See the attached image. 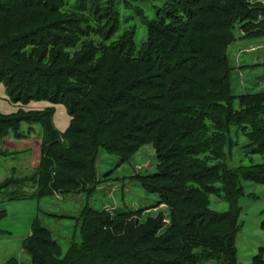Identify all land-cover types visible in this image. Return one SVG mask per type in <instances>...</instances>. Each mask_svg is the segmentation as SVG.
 <instances>
[{
    "label": "trees",
    "instance_id": "trees-1",
    "mask_svg": "<svg viewBox=\"0 0 264 264\" xmlns=\"http://www.w3.org/2000/svg\"><path fill=\"white\" fill-rule=\"evenodd\" d=\"M118 2L0 0V82L6 83L15 102L36 100L67 106L73 124L60 133L65 134L64 140L71 149L82 151L90 146L89 141L75 143L70 137L74 122L82 120L84 123V119L92 122L93 135L98 136L91 141L94 148L89 149L90 163L94 167L88 180H77L81 186L97 183L98 149L125 163L155 138L158 155L161 159L174 161V169L160 170L153 176L144 177L141 189L147 196H158V203L171 209L173 222L168 233L161 234L165 227L163 217L151 219L144 226H135L125 224L124 219L128 217L124 215L129 212H121L117 222L114 216L101 210L95 212L89 206L83 217L85 225L89 223L86 232L82 231L83 242L74 243L65 257L62 258L61 246L51 231L39 220L33 222L32 234L23 241L24 251L31 257L32 264H210L215 259V252H222L231 258V264H235V239L240 219L238 199L241 196L235 181L264 183V164L249 168L241 176L239 173L232 176L233 172L226 173L221 164H209L208 161H219V154L224 155L222 145L225 142L231 148L236 146L225 134L234 125H247L253 136L261 137L254 153H264V123L255 125L250 120L264 114V93L261 102L252 94L240 95L241 110H237L230 78H219L220 75L227 77L230 72L227 54L220 53L219 46L227 44L230 34L226 32L247 10L245 0H167L158 8L156 17L147 20L150 33L140 49L134 37L136 32L132 31L134 26L113 40L121 28ZM66 6L83 16L74 18L71 11L63 16L62 10ZM137 9L149 18L145 10ZM31 11L39 14L32 13V18H28L27 13ZM17 19L30 24L26 23L27 27L21 29L20 22L15 21ZM91 34H96L103 43L100 46L86 45L71 64L59 66L61 52L79 38ZM138 53H142L140 59ZM108 54L119 58L112 60L110 67L106 61ZM131 62H138L147 69L145 74L125 86L121 83L123 71ZM105 65L109 68V75L105 74ZM54 114L55 110L51 109L0 116L1 132L7 129L18 131L23 121L39 124L44 129V157L35 177L41 176L50 182L41 187L48 194L39 193V199L52 196L55 190L64 192L63 187L69 185L67 182L76 181L65 177L61 187L56 183L53 186L51 182L54 180L46 173V159L56 160L59 171L67 170L72 162L63 154L55 158L46 154V137L53 135L59 147L66 149L65 145H60L59 131L53 123ZM152 114L157 116L150 118ZM181 119L198 120L203 126H187L181 123ZM126 120H130L129 127L115 137L107 138L106 134L116 122ZM205 121L212 124V128H207ZM170 136L167 145L172 144L171 148L161 147L162 141ZM76 166L89 171L87 167L90 165L77 162ZM227 175L231 176L228 188L232 190L230 199L234 210L213 212L199 199L220 192L222 184L227 191ZM12 180L0 185V195L22 181L15 183V179ZM190 192L195 196H190ZM10 199L22 197L15 195ZM3 216L4 213L0 212V218ZM124 224L127 226L124 238L115 239L114 234L120 235ZM200 248L203 253L199 252ZM205 248L207 253L203 250ZM262 260V255L254 259L255 264H262ZM7 264L19 262L11 259Z\"/></svg>",
    "mask_w": 264,
    "mask_h": 264
},
{
    "label": "rangeland",
    "instance_id": "rangeland-1",
    "mask_svg": "<svg viewBox=\"0 0 264 264\" xmlns=\"http://www.w3.org/2000/svg\"><path fill=\"white\" fill-rule=\"evenodd\" d=\"M117 1H119L121 28L113 40L118 39L117 37L127 28L134 26L132 31L136 32L134 37L136 38L137 48L140 49L150 33V29L147 27V20L155 18L158 8L163 6L167 0ZM70 3L72 5L71 1ZM245 5L247 10H244L241 20H238L226 32L230 34L227 44L219 46L220 53L225 56L227 54V64L230 69L227 77L220 75L219 78L220 80H229L230 78L231 92L233 97H235L234 107L237 110H241L239 105L240 95L247 96L252 94L258 102H261V94L264 93V0H245ZM137 6L145 10L149 16L148 19L145 18L144 14L140 13ZM67 11H71L70 15L74 18L83 16L67 6L64 11L62 10L63 16L68 14ZM32 13L39 14L31 11V13H27V17L32 18ZM58 16L61 15L59 14ZM15 21L20 22L21 29L26 28L30 24L25 20L22 22L20 19ZM93 43L100 46L103 42L101 38L96 37V34L79 38L74 44L61 52L62 60L59 66L71 64L78 56L77 54L86 48V45ZM138 55L140 59L142 53H138ZM114 59L118 60L119 58L116 55H107L108 67H110ZM107 66L105 65V74L109 75ZM49 68H51L50 65ZM127 68L123 71L121 82L125 86L140 77V74H145L147 69L145 66L139 65L138 62H131ZM252 98L254 97H249V99ZM87 106L93 108L90 104H87ZM51 109L55 110L53 123L59 131L58 139H60V145H65L66 149L64 151L63 148L59 147L53 135L52 137H46V154H49L51 158L63 154L72 162L70 161L71 164L68 165L67 170L59 171L56 160L46 159L45 162L48 167L46 173L50 174L49 176L54 180L51 183H56L57 187H61L60 183L65 177H71L76 179V181L74 183L67 182L69 185L63 187L65 188V190H62L64 192L55 190L56 193L52 196L37 198L39 193L48 194L42 188L46 187L47 183L50 182H46L41 176L38 179L35 177L44 157L42 152V139L45 133L43 127L39 124L23 121L18 131L13 129H7L4 132L0 131V185L10 180L13 181L12 179H15V183L17 180H22L21 182L18 181L19 183H16V185L13 184L9 190L0 195V212L4 213V216L0 218V264H7L11 259L18 260L19 264H32L31 257L28 256L27 251H24L23 241L32 234L33 222L36 220L41 221L51 231L53 238L61 246L59 252H61L62 258L65 257L74 243L81 244L83 242L82 231L86 232L85 230L89 226V223L85 225L86 220L83 217L89 206L95 212L101 210L105 214L114 216L117 222H119L118 216L123 212H129L124 215V217H128L124 219L125 224H133L135 226H144L151 219L156 220L159 217H163L165 227L161 230V234L165 232L167 234L173 222L171 209L166 204L158 203L160 200L158 196L152 194L147 196L144 194L145 190L141 189L143 188L142 180L144 177L153 176L160 170L171 171L174 169L172 167L175 165V163L173 164L174 161L166 158L161 159V156L158 155L159 151L157 150V145L155 146V138L150 139L148 143L139 149L135 156L129 157L125 163H122L120 159L117 160L113 156L104 154L101 149H98L97 152L100 155H97L95 164V168H98L99 173L97 183L81 186L79 184L80 181L77 180H88L89 173L94 167L90 163L92 158L89 155V149L91 147L94 148L91 141L98 136L95 133L93 135L94 127L92 122H85V119L84 123L81 122L82 120L74 122L72 127L74 131L70 135L75 143L78 141L80 143L89 141V149L82 151L78 148H76L77 150L75 148L71 149L67 147V142L64 140L65 134L60 133L64 132L68 127L70 128L73 124L67 106L54 105L49 101L15 102L6 83L0 82V116L11 117L23 111L44 112ZM156 116L157 114H152L149 117L153 118ZM142 117L139 118L140 121ZM223 119H226V117ZM250 120H253L255 125L263 124L264 114L260 118L254 117ZM129 121L116 122L115 126L106 134L107 138H113L124 131L129 127ZM181 123L196 128L203 126V122L198 120L181 119ZM205 126L209 129L212 128V124L208 122L205 123ZM81 127H86L87 129L83 130ZM163 129H166L165 126ZM250 131L251 129L247 125L231 126L225 134L228 139L235 142L236 146L231 148L225 142L222 145L224 155L221 156L219 154V161L214 162L213 159H209L208 163L221 164L224 166L226 173L229 171L233 172L232 176L235 173H239L241 176V173L246 172L249 168L264 164V153H254V150L258 149L257 140H262V138L253 136ZM170 139L171 136L162 141L161 147L170 149L172 144L167 145ZM99 142L102 141L100 140ZM216 150L218 149L216 148ZM77 162L89 163L90 166L87 167L89 171L81 170L76 166ZM58 171L59 174H55ZM27 179L30 181L25 182ZM55 179H58V181H55ZM226 180L227 191L225 185L222 184L219 187L220 192L203 195L204 197H201L199 202H205L211 211L217 213H227L234 210V203L230 199L232 190L228 188L231 176L227 175ZM99 181L102 182L99 183ZM36 184H39L38 187ZM235 186L239 189L240 193L238 194L241 195L238 199L240 219L238 220V233L235 239V264H255V257L261 255L263 256L262 264H264V183L239 180L235 181ZM15 195H19L22 199L11 200L10 198ZM189 195L194 197L195 193L190 192ZM175 208H177V205ZM125 224L121 229L123 232L120 235L113 233L115 239L124 238L123 235H125L127 228ZM111 231L113 232L114 230ZM203 250L207 253L206 248ZM199 252L203 253L202 248H200ZM214 256L215 259L210 264H231V258L224 256L222 252H215Z\"/></svg>",
    "mask_w": 264,
    "mask_h": 264
}]
</instances>
